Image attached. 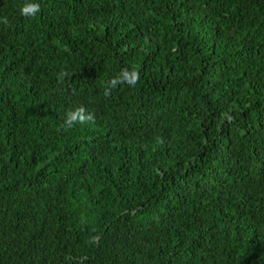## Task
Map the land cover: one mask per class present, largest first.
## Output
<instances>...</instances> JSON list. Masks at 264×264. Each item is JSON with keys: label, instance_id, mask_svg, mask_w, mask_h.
<instances>
[{"label": "trees", "instance_id": "trees-1", "mask_svg": "<svg viewBox=\"0 0 264 264\" xmlns=\"http://www.w3.org/2000/svg\"><path fill=\"white\" fill-rule=\"evenodd\" d=\"M37 2L0 0V264H264V0Z\"/></svg>", "mask_w": 264, "mask_h": 264}, {"label": "clouds", "instance_id": "clouds-1", "mask_svg": "<svg viewBox=\"0 0 264 264\" xmlns=\"http://www.w3.org/2000/svg\"><path fill=\"white\" fill-rule=\"evenodd\" d=\"M40 11L41 6L37 0H25V3L19 8L20 15L25 18H35ZM0 22L5 25L9 24L7 17H4ZM65 78L71 79V74L62 69L57 73V79L63 82ZM139 79V72L135 68H123L116 76L105 82L103 95L105 97H110L112 91L119 85L127 84L130 87H135ZM95 119L96 116L93 112H90L84 105H80L66 112L64 117V127L71 129L76 125L83 126L90 122H94Z\"/></svg>", "mask_w": 264, "mask_h": 264}]
</instances>
